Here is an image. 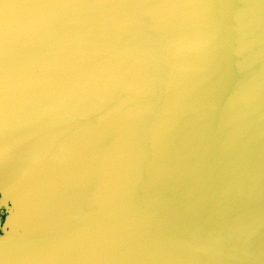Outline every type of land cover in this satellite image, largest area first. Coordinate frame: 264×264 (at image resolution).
I'll list each match as a JSON object with an SVG mask.
<instances>
[{
    "label": "water",
    "instance_id": "water-1",
    "mask_svg": "<svg viewBox=\"0 0 264 264\" xmlns=\"http://www.w3.org/2000/svg\"><path fill=\"white\" fill-rule=\"evenodd\" d=\"M0 264H264V0H0Z\"/></svg>",
    "mask_w": 264,
    "mask_h": 264
},
{
    "label": "rangeland",
    "instance_id": "rangeland-1",
    "mask_svg": "<svg viewBox=\"0 0 264 264\" xmlns=\"http://www.w3.org/2000/svg\"><path fill=\"white\" fill-rule=\"evenodd\" d=\"M3 209L0 207V226H1V221L3 219Z\"/></svg>",
    "mask_w": 264,
    "mask_h": 264
},
{
    "label": "flooded vegetation",
    "instance_id": "flooded-vegetation-1",
    "mask_svg": "<svg viewBox=\"0 0 264 264\" xmlns=\"http://www.w3.org/2000/svg\"><path fill=\"white\" fill-rule=\"evenodd\" d=\"M4 215V214H3Z\"/></svg>",
    "mask_w": 264,
    "mask_h": 264
}]
</instances>
